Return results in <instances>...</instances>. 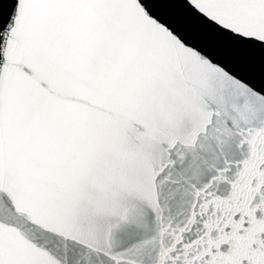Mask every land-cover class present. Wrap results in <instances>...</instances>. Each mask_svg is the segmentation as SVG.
<instances>
[{
    "label": "snow or ice",
    "instance_id": "1",
    "mask_svg": "<svg viewBox=\"0 0 264 264\" xmlns=\"http://www.w3.org/2000/svg\"><path fill=\"white\" fill-rule=\"evenodd\" d=\"M189 3L264 44V0ZM6 210L101 264H141L146 248L153 264H264V95L139 0H0ZM141 223L151 237L108 242ZM0 264L63 261L0 220Z\"/></svg>",
    "mask_w": 264,
    "mask_h": 264
},
{
    "label": "water",
    "instance_id": "2",
    "mask_svg": "<svg viewBox=\"0 0 264 264\" xmlns=\"http://www.w3.org/2000/svg\"><path fill=\"white\" fill-rule=\"evenodd\" d=\"M139 2L150 16L167 26L186 45L197 49L213 63L219 64L231 75L264 95V44L245 41L243 37L234 36L220 28L199 13L189 0H139ZM205 147L212 152L216 151L214 144L206 143ZM225 154L231 153L225 149ZM214 162L209 156L208 163ZM5 194H14L7 185ZM20 209L22 213L26 211L22 203ZM34 218L38 223L60 230L57 222L46 216L34 213ZM0 220L18 225L30 239L46 246L60 257L63 264H101L100 259L87 248L77 243L66 242L62 236L53 235L52 232L42 231L29 224L24 215H16L6 210L0 213ZM154 231V225L151 223L147 227L143 223L128 224L121 227L108 242L116 247H127L151 237ZM154 256L155 252L151 248L144 249L141 264H153Z\"/></svg>",
    "mask_w": 264,
    "mask_h": 264
}]
</instances>
